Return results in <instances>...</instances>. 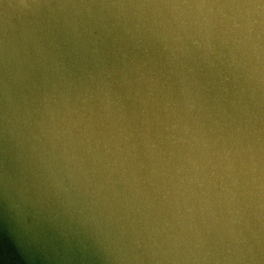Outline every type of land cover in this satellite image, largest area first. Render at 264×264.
I'll list each match as a JSON object with an SVG mask.
<instances>
[{
    "label": "water",
    "instance_id": "water-1",
    "mask_svg": "<svg viewBox=\"0 0 264 264\" xmlns=\"http://www.w3.org/2000/svg\"><path fill=\"white\" fill-rule=\"evenodd\" d=\"M0 264H264V0H0Z\"/></svg>",
    "mask_w": 264,
    "mask_h": 264
}]
</instances>
